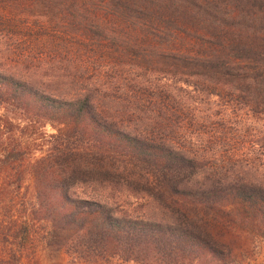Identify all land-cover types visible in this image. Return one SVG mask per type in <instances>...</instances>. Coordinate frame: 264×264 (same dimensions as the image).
<instances>
[{
	"label": "trees",
	"instance_id": "16d2710c",
	"mask_svg": "<svg viewBox=\"0 0 264 264\" xmlns=\"http://www.w3.org/2000/svg\"><path fill=\"white\" fill-rule=\"evenodd\" d=\"M155 80L264 115V0H0V264L252 257L264 184L159 136Z\"/></svg>",
	"mask_w": 264,
	"mask_h": 264
},
{
	"label": "rangeland",
	"instance_id": "374dc122",
	"mask_svg": "<svg viewBox=\"0 0 264 264\" xmlns=\"http://www.w3.org/2000/svg\"><path fill=\"white\" fill-rule=\"evenodd\" d=\"M155 84L169 87L159 89L156 94L161 96L162 101H167L170 108L169 118L176 126L174 132L161 131L159 136L169 140L175 139L177 144L186 146L188 150L216 156V161L225 163L231 178L239 177L264 184V115H257L249 108L230 102L225 93L224 98L213 96L211 93L214 89L197 90L175 82L166 86V82L157 80ZM129 90V100L133 103L140 90ZM150 94L142 97L141 102L152 108L151 102L146 103L147 99H151ZM150 115L148 112L147 116ZM185 135L188 139L183 143L179 138ZM102 196L109 197L131 214L143 212L141 207H138L140 203L126 193L104 192ZM255 240V252L244 264H264V237ZM42 257L44 264H77L75 258L65 252H45Z\"/></svg>",
	"mask_w": 264,
	"mask_h": 264
}]
</instances>
